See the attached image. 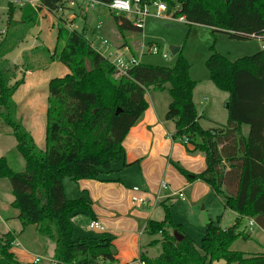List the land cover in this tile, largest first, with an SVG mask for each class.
<instances>
[{
  "label": "trees",
  "instance_id": "1",
  "mask_svg": "<svg viewBox=\"0 0 264 264\" xmlns=\"http://www.w3.org/2000/svg\"><path fill=\"white\" fill-rule=\"evenodd\" d=\"M162 1L169 12L178 7L175 19L183 17L189 24L210 27L233 40L254 36L264 46V0H230L228 4L223 0ZM63 6V0H43L22 22L34 28L42 8L56 12ZM14 11L10 3L9 21H13ZM110 16L123 39L129 33H141L129 19ZM86 29V23L81 32L69 31L62 20L57 24L56 45L61 50L55 58L69 74L48 84L44 151L37 148L15 116L12 97L23 79L16 80L15 69L11 70L4 57L16 46L0 44V120L11 129L16 150L25 162V170L15 172L0 158V178L11 188V208L18 214L22 231L34 226L39 236L55 244L53 264L114 263L111 238L94 235L74 239L71 218L92 215L91 204L85 198L68 200L63 181H108L113 165L124 163L122 143L147 109L146 92L151 88L162 92L169 85L171 102L165 119L175 125L172 138L189 145L188 152L204 154L206 162L205 171L198 175L175 165L176 170L188 181L208 185L224 209L237 218L226 230L209 222L197 246L171 221L169 208L164 207L163 221H148L144 231L151 237L160 236L161 253L154 259L141 255V263L264 264V253L247 258L230 250L236 239H250L249 233L240 231L244 219L264 218V50L234 62L215 52L207 59L210 81L228 94L227 124L209 131L199 125L192 100L196 82L190 78V64L180 50L171 67L140 64L127 76L115 79L111 64L91 48ZM174 233L182 238L177 240ZM15 238L11 232L0 237V264H22L10 252Z\"/></svg>",
  "mask_w": 264,
  "mask_h": 264
},
{
  "label": "crops",
  "instance_id": "2",
  "mask_svg": "<svg viewBox=\"0 0 264 264\" xmlns=\"http://www.w3.org/2000/svg\"><path fill=\"white\" fill-rule=\"evenodd\" d=\"M140 45L146 44L141 42ZM110 48L116 51L115 54L127 48L130 55H138L137 53L133 54L127 46L117 49L110 45ZM12 52L4 57L10 64L12 63L9 60V56ZM25 55L27 54H23L24 58ZM12 65L18 67V72L21 71L23 66L22 63ZM37 72L31 70L23 72V77L21 78L23 79V84L12 97L17 107L15 116L18 112L19 101H22L24 109L28 112V123H24L22 118L16 119L21 122L24 129L32 136L36 146V134H38L40 139L42 133H44L45 141V128L43 129L39 127V123L37 124L35 100L26 99L25 97L17 98V95L27 85L29 78ZM193 81L196 82V85L192 93V100L200 118L199 125L201 128L212 131L225 126L228 120L227 113H223L224 116H221L222 112L220 111L222 109L227 112L225 104L228 100V94L218 90L214 84L211 86V84L206 85L207 82L202 84L201 80ZM169 88V85H165V90L162 92L155 91L152 88L146 92L144 100L147 103V109L130 129L122 143L126 166L123 165V162L115 163L112 167L114 173L107 178L108 181L81 180L72 182L67 179L63 181L65 196L68 200L85 198L91 204L92 215L78 214L71 218L74 226V239L92 237V235L111 238L115 264H141V255H146L147 253V251H144V247L153 245L151 244L152 240L157 238L149 236L150 239H146L145 244L142 245L143 237L146 236L144 232L146 225L148 221H163L164 211L162 209L164 210V207L171 208L176 204L188 203L191 210L194 211L199 205H202V202L208 201L213 195V200L220 202L224 214L228 211L233 215L230 220L232 224L229 227L234 224L237 218L235 213L224 209L222 202L214 195L208 185L201 181H188L186 177L176 170L175 165L189 174L198 175L205 171L206 162L204 154L188 152V148L191 149L189 145L186 147L179 141L173 140L175 125L165 119L171 102L168 93ZM11 138L14 140L16 147V141L12 136L11 129L6 127L0 120V145H3L5 140L9 141ZM8 166L10 168L9 163ZM163 183L166 184V189H162L161 185ZM133 188L140 189L139 196L147 200L148 207L138 209L131 205V189ZM179 192L185 193L184 201L179 199ZM9 194L12 195V191L8 181L0 178V222L4 226L14 224L17 234H20L17 238L16 233L7 229L6 233L11 232L16 237L10 252L22 264H34L35 258H39L37 263L39 264L42 256L35 253L34 250H46L47 247L53 245V242L39 236L34 226L22 231L20 222L17 219L18 214L11 208L14 198L9 200ZM194 206L196 208L193 209ZM159 209L162 211L161 214H159ZM198 219L204 231L205 226L209 222L213 223L209 214L203 208L200 210ZM91 221L101 224L105 230L104 233L100 234L90 230L89 223ZM205 221L206 224H203L202 222ZM17 223H19V227ZM229 227L220 228L226 230ZM259 229V231L264 232V229ZM263 253L264 247L260 248V251L255 253V255H244L248 258ZM157 256L150 258L148 256V258L154 259ZM50 260L49 263L53 264V256Z\"/></svg>",
  "mask_w": 264,
  "mask_h": 264
},
{
  "label": "rangeland",
  "instance_id": "3",
  "mask_svg": "<svg viewBox=\"0 0 264 264\" xmlns=\"http://www.w3.org/2000/svg\"><path fill=\"white\" fill-rule=\"evenodd\" d=\"M10 3L12 6H15L13 21H9L8 5ZM32 8L33 7L30 5H23V7H20L14 0H0V44L2 42H9L11 45L16 46L9 56V60L12 64H23L21 71L18 72V67L9 63L11 70L15 69L16 80H20L23 77V72L25 73L26 70L38 71L29 78L27 85L18 92L17 98L25 97L26 99L35 100L37 124L39 123V127L44 129L46 127L49 81L62 78L69 74L68 69L55 58L61 50V46L56 45L57 24L59 20H62L65 22L66 26H70L67 24V21L71 19L72 14L69 10L49 12L47 9L42 8L38 15V26L29 28L27 25L23 24L22 19ZM90 15L93 21L91 26L86 29L87 38L89 42H92V48L99 50L101 55L109 56L111 54L113 57L116 55V51L112 48H108V50L100 49L99 44L93 42L95 33L94 27L99 22L103 23L102 37L117 49L127 46L131 49L133 54H139L138 52L142 47L140 44L143 42L146 46L149 44L160 45L163 51L169 56L167 60H164L160 56L145 55L141 60L142 64L171 67L177 59V54L173 53V49L180 50L181 56L190 64V78L192 80H201L202 84L207 82L206 85L211 84L212 86L213 84L209 80V73L205 66L207 59L213 52L226 57L230 62H234L244 57L253 56L262 50V42L259 40H233L224 33L213 32V29L210 27L193 25L186 21L181 22L178 19L149 18L145 22L141 34L129 33L123 39L117 32L112 22V17L108 12L100 10ZM74 27L75 30H80L82 28V22L79 18L75 19ZM34 49L37 50L35 53H32L31 51ZM24 53L27 54L25 58L23 57ZM51 57L54 58L53 62L50 61ZM14 81H11V84H13ZM17 111L16 118H22L24 123H28V112L24 109L22 101L18 102ZM220 112H222L221 116L227 113L222 109ZM217 113L219 114V112ZM7 131L10 132L9 129H7ZM36 140L37 148L40 151H44V133H42L40 139L38 134H36ZM0 157H5L8 160L10 168L13 171L23 172L25 170V162L16 150L15 142L12 138L9 139V141L5 140L4 144L0 145ZM183 196L185 197V193ZM12 198V195L9 194L8 199L11 200ZM194 208H196V206H194L193 209ZM202 208L207 211L215 226H219V228L221 227L223 229L232 224L230 220L233 215L228 211L224 214L220 202L213 200V195L208 201L205 200L204 203L202 202V205H199L194 211L191 210L188 203L176 204L171 208L169 207L171 221L179 225L182 233L190 237L197 246H200L205 232L203 227L199 224L198 219ZM158 211L160 212L159 214H161L163 209L162 211L161 209ZM247 223L248 221L245 219L241 225L240 231L249 233L250 239L247 241L240 238L236 239L232 242L230 250L243 254L255 255V253L260 251V248L264 247V232L259 231L260 229L257 226L249 231ZM17 226L19 227V223H17ZM7 229L16 233L17 238L20 236L19 233L17 234L14 224L4 226L3 223L0 222V236H3ZM150 237L146 234V236L143 237L142 245L145 244L146 239H150ZM155 237H157L154 239L157 241L156 243L150 247H144V251H147L145 255L147 258L148 256L149 258L155 257L156 255L159 256L160 254L158 253H161L160 236L158 235ZM54 249L55 244L53 243V245L47 247L46 250H34L35 253L42 256L39 264H50V259L54 255Z\"/></svg>",
  "mask_w": 264,
  "mask_h": 264
},
{
  "label": "built area",
  "instance_id": "4",
  "mask_svg": "<svg viewBox=\"0 0 264 264\" xmlns=\"http://www.w3.org/2000/svg\"><path fill=\"white\" fill-rule=\"evenodd\" d=\"M42 1L43 0H14V2L20 7H23V5H30L33 8L39 7ZM63 4L64 6L62 8L60 7L57 11L59 12L62 10H69L71 12V19L67 21V24L70 26H67V28L72 32H81L84 23H87L88 17H90V21L87 27L91 26L93 18L90 14L100 10H105L109 14H114L118 17L124 16V18L130 20L133 27L140 30L141 32L144 29L146 19L164 18L177 20L173 17V14L179 10L178 7H176L172 12H169L166 3H164L162 0H113L110 3H104L99 0H63ZM76 18H79V20L82 22V28L80 30H75L74 21ZM178 20L181 22L185 21L183 17L179 18ZM94 28L95 33L93 42L98 43L100 49L108 50L110 44L102 37L103 23H97ZM85 36L87 38V32L85 33ZM251 38L255 39L254 36H251ZM89 43L92 48V42ZM262 50H264V46H262ZM95 51L100 53L99 50ZM128 51L129 50L127 48H124L121 50V52L114 55L113 57L111 54L109 56H104L100 53V55L104 57L113 67L115 79L127 76L129 70L142 64L141 60L145 55L160 56L164 60L169 58L168 54L163 51L162 47L156 44H151L148 46L142 45L137 56L130 55ZM184 143H187V141L184 140ZM161 187L162 189H166V184L163 183ZM131 192L132 196L130 202L134 208L141 209L148 207L147 200L139 196L140 190L138 188L131 189ZM178 197L184 201V196L181 192L178 193ZM247 221V228L250 231L256 226V224L254 222V218H249ZM89 228L90 230L100 234L104 233L105 231L101 224L96 221H91L89 223ZM38 262L39 258H35L34 264H37Z\"/></svg>",
  "mask_w": 264,
  "mask_h": 264
},
{
  "label": "water",
  "instance_id": "5",
  "mask_svg": "<svg viewBox=\"0 0 264 264\" xmlns=\"http://www.w3.org/2000/svg\"><path fill=\"white\" fill-rule=\"evenodd\" d=\"M225 4H228L230 0H223ZM243 1H247V0H243ZM89 21H90V17H88V20H87V25L89 24ZM173 53L174 54H177L178 53V49H173ZM225 108L227 109L228 108V102L225 104ZM254 222L256 224L257 227L261 228V229H264V218L262 216H257L256 218H254ZM203 224H206V221L205 222H202ZM174 237L177 239V240H180L182 238V236L178 235L177 233H174Z\"/></svg>",
  "mask_w": 264,
  "mask_h": 264
}]
</instances>
